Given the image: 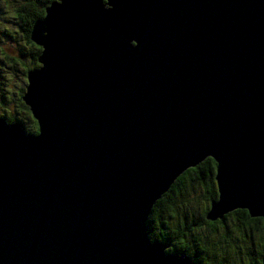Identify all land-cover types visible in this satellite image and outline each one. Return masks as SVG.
<instances>
[{
	"label": "water",
	"instance_id": "95a60500",
	"mask_svg": "<svg viewBox=\"0 0 264 264\" xmlns=\"http://www.w3.org/2000/svg\"><path fill=\"white\" fill-rule=\"evenodd\" d=\"M0 117V264H194L148 221L215 161L209 221L264 219V0H54Z\"/></svg>",
	"mask_w": 264,
	"mask_h": 264
},
{
	"label": "trees",
	"instance_id": "16d2710c",
	"mask_svg": "<svg viewBox=\"0 0 264 264\" xmlns=\"http://www.w3.org/2000/svg\"><path fill=\"white\" fill-rule=\"evenodd\" d=\"M53 1L0 0V36L13 44V49L0 46V117L30 134H36L38 126L23 97L27 73L39 67L42 51L31 41V32ZM216 169L215 161L208 158L176 180L153 209L149 237L169 245V253L192 258L194 264H205V255L209 264H264V219L251 218L246 210L215 222L207 219L211 202L218 199ZM195 189L203 199L199 210L187 198Z\"/></svg>",
	"mask_w": 264,
	"mask_h": 264
},
{
	"label": "rangeland",
	"instance_id": "374dc122",
	"mask_svg": "<svg viewBox=\"0 0 264 264\" xmlns=\"http://www.w3.org/2000/svg\"><path fill=\"white\" fill-rule=\"evenodd\" d=\"M0 23H2V20H0ZM1 26V25H0ZM3 26L0 27V29H2ZM14 29V27H11ZM0 39L3 41V43L1 44L0 42V46H2L3 48H8L9 45H10V48L13 49V44L12 43H8V41L3 37V36H0ZM200 190L198 189H195L193 191L189 190V195L187 196L188 200L192 202V207L195 209V210H199L202 205H203V199L202 197H200Z\"/></svg>",
	"mask_w": 264,
	"mask_h": 264
},
{
	"label": "flooded vegetation",
	"instance_id": "af4514ba",
	"mask_svg": "<svg viewBox=\"0 0 264 264\" xmlns=\"http://www.w3.org/2000/svg\"><path fill=\"white\" fill-rule=\"evenodd\" d=\"M170 247V246H169ZM169 249V248H168ZM169 253V252H168ZM177 255H179V254H177ZM187 257V256H186ZM192 259V258H191ZM193 260V259H192ZM203 260L205 261V264H209V263H211V259L209 258V256L208 255H205L204 257H203Z\"/></svg>",
	"mask_w": 264,
	"mask_h": 264
}]
</instances>
